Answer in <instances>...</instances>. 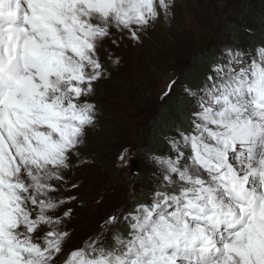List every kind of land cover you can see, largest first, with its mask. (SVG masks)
Wrapping results in <instances>:
<instances>
[{
  "label": "clouds",
  "instance_id": "obj_1",
  "mask_svg": "<svg viewBox=\"0 0 264 264\" xmlns=\"http://www.w3.org/2000/svg\"><path fill=\"white\" fill-rule=\"evenodd\" d=\"M173 4L166 0L167 8ZM160 16L138 0L0 3V255L6 264H251L224 245L231 238L246 249L248 225L253 239L264 241V46L256 49L258 60L238 71L231 65L244 55L239 51L229 52L228 65H214L217 80L192 113L191 131L177 127L178 135L165 137L172 155L147 153L158 183L151 203L124 217L131 238L114 233L109 248L98 235L65 255L73 208L64 206L76 197L56 193L87 129L97 126L94 85L111 75L96 49L112 29L130 33L133 46L142 44L140 34ZM170 16L163 14L166 23ZM111 63L120 66V58ZM183 90L198 95L187 85Z\"/></svg>",
  "mask_w": 264,
  "mask_h": 264
},
{
  "label": "rangeland",
  "instance_id": "obj_2",
  "mask_svg": "<svg viewBox=\"0 0 264 264\" xmlns=\"http://www.w3.org/2000/svg\"><path fill=\"white\" fill-rule=\"evenodd\" d=\"M248 1L174 0L170 23L164 21L161 11V18L140 34L142 44L133 46L130 33L115 29L102 42L98 55L111 75L94 85L91 99L100 112L97 126L87 129L85 143L78 148L79 155L71 157L72 168L65 173L67 183L61 181L63 187L56 193L76 197L64 206L73 208V219L68 222L72 237L65 245V255L98 235L109 248L115 246L114 233L131 238L124 217L137 204H150L158 183L157 169L148 163L147 153L172 155L165 137L178 135L177 127L191 131L192 113L217 80L213 66L228 65L230 51L244 54L231 65L236 71L258 60L256 49L264 46L263 36V41L243 47L231 37L230 30L239 24ZM210 56L213 59L208 61ZM116 57L120 66L114 68L111 61ZM202 59L207 72L202 71L198 83L190 84L198 95L189 97L183 90L189 83L187 73ZM172 98H184L186 111L175 126H169L170 131L159 132V147L164 152L154 151L156 118ZM125 148L129 149L126 154ZM73 184L78 187L72 188ZM110 217H116V222L108 223Z\"/></svg>",
  "mask_w": 264,
  "mask_h": 264
},
{
  "label": "trees",
  "instance_id": "obj_3",
  "mask_svg": "<svg viewBox=\"0 0 264 264\" xmlns=\"http://www.w3.org/2000/svg\"><path fill=\"white\" fill-rule=\"evenodd\" d=\"M243 17L240 18L239 24L231 29V37L236 43H241L243 45H253L263 41L260 37H264V0H250L246 3ZM262 37V38H263ZM255 40L257 41L255 43ZM213 56H210L209 60H212ZM207 61V62H208ZM204 62L206 60H199L198 66L195 69H189L188 79L185 85L192 88L193 84H196L200 81L202 71L207 72V68L204 70ZM192 84V86L190 85ZM186 111V100L184 98H172L167 102L161 114L156 118L155 129L158 132H154L152 150L162 151L165 149L159 147L161 142L160 131H170L169 126L177 124L178 120L182 119L183 113ZM165 125V128H161L160 125ZM160 139V141H159ZM154 144L156 146H154Z\"/></svg>",
  "mask_w": 264,
  "mask_h": 264
},
{
  "label": "snow or ice",
  "instance_id": "obj_4",
  "mask_svg": "<svg viewBox=\"0 0 264 264\" xmlns=\"http://www.w3.org/2000/svg\"><path fill=\"white\" fill-rule=\"evenodd\" d=\"M29 3H40L41 0H28ZM138 2L142 5L147 6L153 13L162 11L163 14L167 15L170 12V9L166 7V0H138ZM0 3H3V0H0ZM139 18L143 19V10H139ZM9 42H11V37H9ZM16 45L13 44V48H15ZM4 48L3 44V27L2 24H0V51H2ZM98 50L97 55H98ZM99 61H97V67H99ZM0 103H3V98H0ZM123 158V157H121ZM115 219V217H113ZM253 225H248V231L249 235L247 236V239L250 241L247 248H241L238 246H234L232 239L229 238L228 243L224 245L226 250H230V254L235 256H248L251 264H264V241L256 239H253L252 235V229ZM255 227H259L258 225ZM240 238H244V233L241 232L238 234ZM214 249L212 248V244L210 243L208 246V252L209 255ZM215 251H219V246L215 249ZM75 253H73L74 255ZM6 259L2 255H0V264H6Z\"/></svg>",
  "mask_w": 264,
  "mask_h": 264
},
{
  "label": "bare ground",
  "instance_id": "obj_5",
  "mask_svg": "<svg viewBox=\"0 0 264 264\" xmlns=\"http://www.w3.org/2000/svg\"><path fill=\"white\" fill-rule=\"evenodd\" d=\"M161 18V17H160Z\"/></svg>",
  "mask_w": 264,
  "mask_h": 264
}]
</instances>
